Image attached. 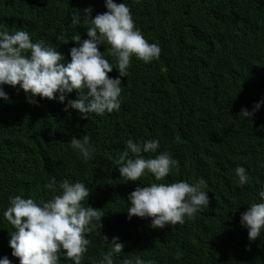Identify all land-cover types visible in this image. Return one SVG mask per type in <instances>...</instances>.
Returning <instances> with one entry per match:
<instances>
[{
	"label": "trees",
	"instance_id": "obj_1",
	"mask_svg": "<svg viewBox=\"0 0 264 264\" xmlns=\"http://www.w3.org/2000/svg\"><path fill=\"white\" fill-rule=\"evenodd\" d=\"M124 2L143 38L161 51L148 64L132 58L121 77L119 110L80 119L55 100L37 97L38 105H30L22 90L4 86L9 99L0 100V257L18 264L8 246L13 229L2 216L8 196L47 201L53 193L44 185L55 178L83 182L90 191L84 205L103 216L100 235L96 228L86 234L82 264H97L108 247L99 242L103 236L124 244L114 264L137 255L152 264H264V233L250 242L239 225L240 212L259 202L256 191L264 183V104L250 120L240 114L264 99V0ZM89 6L93 16L106 11L104 0H0V28L22 29L69 61L75 46L70 37L87 38L86 28L70 16H83ZM61 33L67 43L56 40ZM98 50L115 65L107 45ZM73 137L87 138L91 159L70 149ZM129 138L157 139V152H169L177 168L162 181L146 175L125 183L116 161ZM237 166L249 176L243 189ZM200 179L207 184L209 207L183 224L152 229L148 219L127 218V196L137 183ZM60 264L71 262L61 257Z\"/></svg>",
	"mask_w": 264,
	"mask_h": 264
},
{
	"label": "clouds",
	"instance_id": "obj_2",
	"mask_svg": "<svg viewBox=\"0 0 264 264\" xmlns=\"http://www.w3.org/2000/svg\"><path fill=\"white\" fill-rule=\"evenodd\" d=\"M104 8L106 11L95 16L91 6L82 10L83 16L80 11L71 14L72 23L86 28L87 38L82 40L80 34L70 37L68 41L75 46L69 49V61L56 47L42 40L33 42L30 34L22 29L10 32L0 28V100L8 101L4 91L8 85L22 90L30 105H38L37 97L55 100L64 105L63 111L75 110L80 119H88L89 114L100 116L119 110L121 77L127 76L132 58L148 64L159 59L161 49L143 38L124 0L121 3L104 0ZM56 40L68 42L64 41L63 33ZM99 45H107V54L115 58V65L98 50ZM114 68L118 75L110 77L108 74ZM210 89L218 92L217 86ZM71 93H75V99L68 98ZM262 104L264 99L256 102L251 110L242 108L240 114L250 120ZM124 143L116 169L125 183L137 182L146 175L162 181L178 166L169 152H157V139L129 138ZM69 147L84 160L92 158L87 138L73 137ZM260 166L264 167V162ZM235 176L241 189L250 183L243 166L235 168ZM44 187L53 193L47 201L38 203L31 197L8 196L2 216L13 229L8 240L11 256L18 258V264H60L61 257L71 264H82L89 245L86 234L93 228L99 232L103 216L99 209L84 205L90 191L83 182L52 178ZM206 187L203 179L191 183L185 180L152 182L143 186L137 183L127 196V218L148 219L152 229L183 224L185 218L192 219L209 207ZM256 196L259 202L250 203L239 215V225L247 230L250 242L264 233V183L257 188ZM99 242L108 247L97 264H114L113 258L123 253L124 244L117 236L110 241L103 236ZM0 264H12V261L5 255L0 257ZM120 264L152 262L137 255L123 258Z\"/></svg>",
	"mask_w": 264,
	"mask_h": 264
}]
</instances>
